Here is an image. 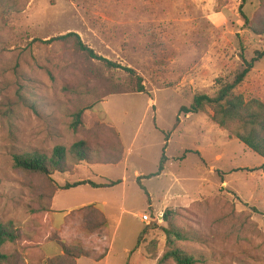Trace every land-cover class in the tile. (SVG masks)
<instances>
[{
  "label": "rangeland",
  "instance_id": "1",
  "mask_svg": "<svg viewBox=\"0 0 264 264\" xmlns=\"http://www.w3.org/2000/svg\"><path fill=\"white\" fill-rule=\"evenodd\" d=\"M0 0L1 264H46L57 240L86 254L79 264H157L168 250L166 210L186 236L175 246L194 264H264V158L210 118L180 115L195 94L214 95L242 59L264 50V0ZM76 32L94 51L133 68L136 80L74 50L43 41ZM76 89V93L70 91ZM264 103V57L235 89ZM83 128H70L81 104ZM167 161L157 171L164 132ZM86 142L93 163L67 154L69 171L44 175L13 166L18 153L67 151ZM121 180L113 187L66 182ZM150 201H147L148 196ZM67 213V214H66ZM103 215L106 219L103 218ZM156 219L137 243L139 233ZM102 226L95 227L103 223ZM133 250V251H132ZM58 264H63L62 262ZM66 264V263H65ZM162 264H176L172 260Z\"/></svg>",
  "mask_w": 264,
  "mask_h": 264
},
{
  "label": "trees",
  "instance_id": "2",
  "mask_svg": "<svg viewBox=\"0 0 264 264\" xmlns=\"http://www.w3.org/2000/svg\"><path fill=\"white\" fill-rule=\"evenodd\" d=\"M247 0H241L239 6V13L244 21L247 23V17L244 14L242 7ZM47 44L58 42L61 44L69 43L71 47L81 52L86 57L97 60L105 66L113 69H121L133 76L136 80L135 92H145V86L143 79L136 71L126 65H122L116 61H112L94 51L93 48L84 43L76 32H67L61 35H56L45 41ZM264 57V50L255 51L252 58L245 59L241 55L242 64L239 70L235 73L233 79L229 82L218 80L219 87L214 95H208L204 93L195 94L189 103V105H182L178 109L177 116L173 125V129L176 128L180 122V115L198 114L210 111V118L213 122L218 124L223 129L227 130L230 135L235 137L247 148L264 158V103L257 98H251L246 100L242 94L236 93L235 89L246 78L248 73L253 69L256 62ZM71 92L76 93V89H70ZM92 104H81L74 108L71 113L72 120L70 128L73 131H79L83 128V113L86 110H90ZM171 131L164 132V145L162 148V154L159 160L157 171L145 175L144 177H137V184L147 194L146 188L141 182L142 178H151L158 176L164 169V165L167 161L165 155V149L167 141ZM70 153L71 158L78 162L93 163L92 156L85 141L79 140L73 143L69 150L62 146L56 145L53 147L51 153L42 151H32L26 153H18L13 156V166L15 168L27 171V172H39L44 175H51L55 172L64 174L69 171L67 164V154ZM121 180H112L107 182H95L90 179L77 180L75 182H66L62 189H69L80 185H89L93 188H107L118 185ZM148 196V195H147ZM147 201H150L148 196ZM173 211L166 210L163 213V220L167 223V227L162 230L166 235V243L168 250L158 259L157 264H162L165 261L172 260L176 264H194L196 259L175 246L176 239H186L184 233L178 230L172 223ZM103 218L106 219L103 215ZM156 219H151V224L146 226L138 235L137 243L133 250L139 245L141 237L150 228H156ZM105 224V220L101 224L95 225V227ZM19 237L18 231L12 226V224H0V264L8 259V255L2 251V246L6 242H15ZM57 245L62 250V253L47 259L46 264H76L77 259L86 257L87 254L79 247H69L62 240L56 241ZM132 250V251H133Z\"/></svg>",
  "mask_w": 264,
  "mask_h": 264
},
{
  "label": "crops",
  "instance_id": "3",
  "mask_svg": "<svg viewBox=\"0 0 264 264\" xmlns=\"http://www.w3.org/2000/svg\"><path fill=\"white\" fill-rule=\"evenodd\" d=\"M66 214H67V213H66ZM61 253H62V250H61V252L58 253V254H61ZM80 259H81V258L77 259L76 264H79ZM105 259H107V255H105L104 258L100 259L99 261H95V264L100 263V262L104 261Z\"/></svg>",
  "mask_w": 264,
  "mask_h": 264
},
{
  "label": "built area",
  "instance_id": "4",
  "mask_svg": "<svg viewBox=\"0 0 264 264\" xmlns=\"http://www.w3.org/2000/svg\"><path fill=\"white\" fill-rule=\"evenodd\" d=\"M141 221L145 222V223H148L149 221H151V218H149L148 216L145 215V216L141 217Z\"/></svg>",
  "mask_w": 264,
  "mask_h": 264
}]
</instances>
